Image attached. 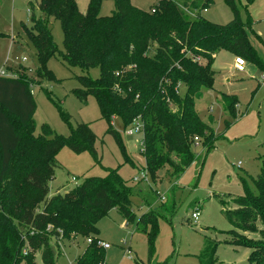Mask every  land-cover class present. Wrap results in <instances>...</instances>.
I'll return each mask as SVG.
<instances>
[{"label": "trees", "instance_id": "trees-1", "mask_svg": "<svg viewBox=\"0 0 264 264\" xmlns=\"http://www.w3.org/2000/svg\"><path fill=\"white\" fill-rule=\"evenodd\" d=\"M112 1L114 9L106 16L99 14L101 0H89L84 13L79 12L74 0H40L38 8L42 15L60 23L65 63L86 71L99 69L96 79L78 75L80 86L70 92L83 103L87 96H93L101 117L108 122L111 117L119 118L123 126L139 121L147 173L154 178L158 169L166 168L169 176H177L194 159V137L206 148L212 145L213 131L200 118L195 99L201 96V87H212L215 53L227 50L257 66L262 62L232 0H226L233 12L226 24L210 22L199 11L194 17L187 16L180 0H156L147 11L131 0ZM209 1L182 2L192 11L205 9ZM254 1L242 0L248 19ZM30 21L28 38L43 65L56 47L45 18L31 14ZM15 71L18 77L0 76V264H37L36 249L40 250L41 264H55L60 250L55 240L77 235L90 241L76 264H102L105 248L91 235L97 230L96 222L111 209L126 222L134 219L131 187L115 168H108L103 177L84 178L62 193L49 194L48 182L57 167L56 152L66 146L74 153L89 150L94 154V134L85 123L70 127L67 137L44 124L42 133L33 136L35 102L30 85L50 74L44 68L31 75L20 68ZM179 85L183 87L181 93ZM221 99L223 109L234 114L236 99L229 95ZM51 100L60 105L59 100ZM61 117L69 119L64 110ZM108 132L123 148L110 124ZM252 182L254 190H245L243 196L232 200L236 207L223 213L234 228L232 243L250 249L249 264H264V156ZM136 223L146 237L150 260L157 218L149 211ZM243 232H256L258 238L246 239ZM50 237L56 238L53 244ZM25 241L30 251L23 254ZM214 248L205 241L200 264L211 263Z\"/></svg>", "mask_w": 264, "mask_h": 264}, {"label": "rangeland", "instance_id": "rangeland-1", "mask_svg": "<svg viewBox=\"0 0 264 264\" xmlns=\"http://www.w3.org/2000/svg\"><path fill=\"white\" fill-rule=\"evenodd\" d=\"M39 1L0 0V72L4 71L0 76L15 75V68H20L26 75L43 68L49 72V78L42 77L30 85L35 102L31 117L33 136L42 133L44 124L63 137H67L70 127L77 123H85L94 134V154L89 150L74 153L66 146L56 152L57 167L48 182L49 194L62 193L80 184L84 178L103 177L108 168H115L131 187L134 219L126 222L116 210L111 209L96 222L97 230L91 235L108 244V248L103 250L102 264H200L199 254L205 241L215 245L210 264H249L250 249L232 243L234 228L223 211L234 209L236 205L232 200L243 196L245 190H254L252 179L258 175L264 156V0H256L252 10L248 9L250 19L241 5L242 0H232L239 10L240 19L246 24L247 38L262 65L257 66L243 57V70L237 71L234 67L236 56L227 50H219L211 63L214 71L212 87H201V96L195 99L200 118L213 131L211 147L206 148L199 140L193 139L191 150L194 159L180 174L169 176L166 168H161L154 178L146 171V178L140 180H134V177L139 175L140 168L146 169L141 154L142 133L127 132L135 127L136 121L123 126L119 118L111 117L108 122L101 117L93 96H87L83 103L70 92L80 86L78 75L96 79L99 69L92 67L86 71L65 63L60 23L41 14ZM74 1L79 12L84 13L89 0ZM182 1L179 4L185 10ZM155 2L131 0L133 5L144 11ZM113 9L112 0H101V16L110 15ZM195 11L218 24H226L233 17L226 0H210L205 11ZM31 14L45 18L56 47L55 54L43 65L28 38ZM186 14L193 16L189 11ZM15 56H26L27 60L19 65L14 60ZM195 59L204 62L197 57ZM28 67L32 68L31 73L27 71ZM179 89L181 93L182 85ZM222 95L236 99L234 114L223 109ZM52 98L59 100L60 105ZM62 110L68 113V121L61 117ZM109 124L117 131L123 148L108 132ZM243 181H246V186ZM149 211L157 218V235L150 260L146 237L136 223ZM192 211L198 214L195 221L191 218ZM243 237L257 239L258 234L243 232ZM54 239L50 237L52 244ZM60 240L59 253L55 250V264H76L88 244L86 237L77 235ZM25 246L30 251L26 241ZM34 261L41 264L38 249L34 252Z\"/></svg>", "mask_w": 264, "mask_h": 264}, {"label": "built area", "instance_id": "built-area-1", "mask_svg": "<svg viewBox=\"0 0 264 264\" xmlns=\"http://www.w3.org/2000/svg\"><path fill=\"white\" fill-rule=\"evenodd\" d=\"M184 9H185V8H184ZM152 11H153V9H152ZM185 11H186V12L189 11V13H190L191 15H193L192 17H194V16L197 15V11H195V10L190 11V10L185 9ZM193 11H194L195 13H193ZM203 11H205V9H203ZM14 60L16 61V64H19V65H20V63H24V62H26L27 57H26V56H22V57H17V56H15V59H14ZM243 65H244V60H243V58H242V57H238V56H236V57L234 58V67H235V69H236L237 71H242V70H243ZM27 71H28L29 73H31V72H32V68L28 67ZM1 72H4V71H1ZM1 72H0V75H2ZM15 72H16V71H15ZM17 75H18L17 72H16L15 75L10 73L9 76H6V77H12V78H14V77H17ZM141 128H142V126H141L140 122H139V121H136V122H135V127L128 129L127 132H128V133H133L134 131H140ZM194 140L197 141L198 138H197V137H194ZM142 178H146V169L140 168V169H139V175H138V176H135V177H134V180H140V179H142ZM71 180L74 181L75 178L72 177ZM74 183H75V181H74ZM191 218H192L194 221L197 220V218H198V214H197L196 211H192V212H191ZM57 239H58L57 243H58V245H59L61 240H60L59 238H57ZM89 241H90V239L88 238V239H87V242H89ZM97 244H98L99 246H102L103 248H108V244H106V243H102L100 240H97ZM26 253H27V249L24 248V249H23V254H26Z\"/></svg>", "mask_w": 264, "mask_h": 264}, {"label": "crops", "instance_id": "crops-1", "mask_svg": "<svg viewBox=\"0 0 264 264\" xmlns=\"http://www.w3.org/2000/svg\"><path fill=\"white\" fill-rule=\"evenodd\" d=\"M255 1H256V0H255ZM255 1H254V3H255ZM254 3H253V4H251V5L249 6V8H250V11L252 10ZM18 44H19V43H18ZM19 46L21 47V45H19Z\"/></svg>", "mask_w": 264, "mask_h": 264}]
</instances>
